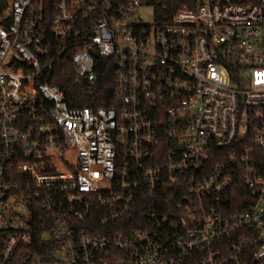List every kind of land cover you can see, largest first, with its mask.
Returning <instances> with one entry per match:
<instances>
[{
	"label": "built area",
	"instance_id": "obj_1",
	"mask_svg": "<svg viewBox=\"0 0 264 264\" xmlns=\"http://www.w3.org/2000/svg\"><path fill=\"white\" fill-rule=\"evenodd\" d=\"M0 264H264V0H0Z\"/></svg>",
	"mask_w": 264,
	"mask_h": 264
},
{
	"label": "trees",
	"instance_id": "obj_2",
	"mask_svg": "<svg viewBox=\"0 0 264 264\" xmlns=\"http://www.w3.org/2000/svg\"><path fill=\"white\" fill-rule=\"evenodd\" d=\"M96 62L98 64L95 70L96 78L91 86L76 82L73 79L71 69L69 67L67 68L64 64V66L59 65L53 70V74L49 78L48 83L56 85L63 92L66 103L70 108L88 107L95 109L99 107H118L119 97L113 87V66L111 64V58L100 57ZM147 200L144 199L145 202ZM103 213V209L92 207L91 212L84 222V228L90 229V227L99 226L98 219ZM60 215V213H57L55 219ZM68 218L73 225L78 228H83L84 223H79L71 214L68 215ZM51 223H53L52 218L43 211L36 210L32 213L30 222L32 241L28 250L40 260H44L46 249L49 248L47 246L49 243H46L43 237L45 231H50L51 227L49 225Z\"/></svg>",
	"mask_w": 264,
	"mask_h": 264
},
{
	"label": "water",
	"instance_id": "obj_3",
	"mask_svg": "<svg viewBox=\"0 0 264 264\" xmlns=\"http://www.w3.org/2000/svg\"><path fill=\"white\" fill-rule=\"evenodd\" d=\"M97 56V54H95V57Z\"/></svg>",
	"mask_w": 264,
	"mask_h": 264
}]
</instances>
